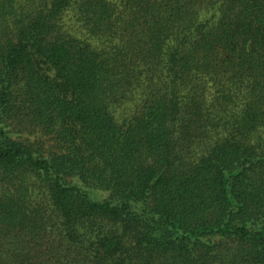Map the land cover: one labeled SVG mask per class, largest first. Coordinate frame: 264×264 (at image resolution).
Returning <instances> with one entry per match:
<instances>
[{
  "label": "trees",
  "instance_id": "1",
  "mask_svg": "<svg viewBox=\"0 0 264 264\" xmlns=\"http://www.w3.org/2000/svg\"><path fill=\"white\" fill-rule=\"evenodd\" d=\"M0 264H264V0H0Z\"/></svg>",
  "mask_w": 264,
  "mask_h": 264
}]
</instances>
